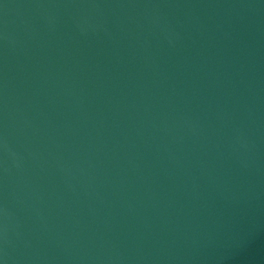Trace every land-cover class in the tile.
<instances>
[{
	"label": "water",
	"instance_id": "water-1",
	"mask_svg": "<svg viewBox=\"0 0 264 264\" xmlns=\"http://www.w3.org/2000/svg\"><path fill=\"white\" fill-rule=\"evenodd\" d=\"M110 0H0V264H44L80 92Z\"/></svg>",
	"mask_w": 264,
	"mask_h": 264
}]
</instances>
